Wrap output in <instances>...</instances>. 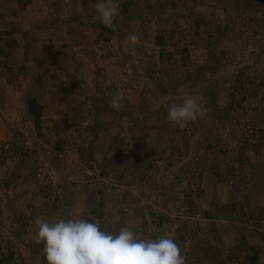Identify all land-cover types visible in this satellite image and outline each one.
<instances>
[{
	"label": "rangeland",
	"instance_id": "1",
	"mask_svg": "<svg viewBox=\"0 0 264 264\" xmlns=\"http://www.w3.org/2000/svg\"><path fill=\"white\" fill-rule=\"evenodd\" d=\"M118 2L113 32L97 0H0V264H47L37 216L264 264V3ZM185 93L208 115L181 129Z\"/></svg>",
	"mask_w": 264,
	"mask_h": 264
},
{
	"label": "clouds",
	"instance_id": "2",
	"mask_svg": "<svg viewBox=\"0 0 264 264\" xmlns=\"http://www.w3.org/2000/svg\"><path fill=\"white\" fill-rule=\"evenodd\" d=\"M94 17L105 28L113 32L120 20L118 0H97L93 6ZM139 40L136 33L127 36L126 45H135ZM125 51H128L126 46ZM129 77L132 66H127ZM124 95L122 92L111 97L109 107L119 111ZM208 109L196 95L185 93L180 103L167 105V119L183 129L190 122L206 118ZM34 240L43 244V255L47 264H186L179 245L167 235L157 238H140L128 226L117 232L102 230L98 221L84 218H45L37 216Z\"/></svg>",
	"mask_w": 264,
	"mask_h": 264
},
{
	"label": "trees",
	"instance_id": "3",
	"mask_svg": "<svg viewBox=\"0 0 264 264\" xmlns=\"http://www.w3.org/2000/svg\"><path fill=\"white\" fill-rule=\"evenodd\" d=\"M257 3H264V0H256ZM41 106L36 102L34 98H30L27 101V111L28 113L35 119V121L39 120V114L41 112ZM256 257L251 258V262H255Z\"/></svg>",
	"mask_w": 264,
	"mask_h": 264
},
{
	"label": "crops",
	"instance_id": "4",
	"mask_svg": "<svg viewBox=\"0 0 264 264\" xmlns=\"http://www.w3.org/2000/svg\"><path fill=\"white\" fill-rule=\"evenodd\" d=\"M38 4H42V3H41L40 1H38V2H37V5H38ZM35 100H36V99H35ZM36 102H37V101H36ZM37 103H38V102H37ZM38 104H39V103H38ZM26 106H27V105H26Z\"/></svg>",
	"mask_w": 264,
	"mask_h": 264
}]
</instances>
